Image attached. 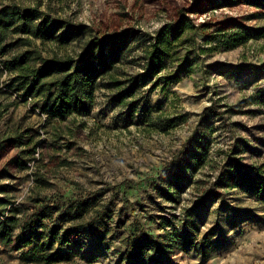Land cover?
Returning <instances> with one entry per match:
<instances>
[{"label":"rangeland","instance_id":"rangeland-1","mask_svg":"<svg viewBox=\"0 0 264 264\" xmlns=\"http://www.w3.org/2000/svg\"><path fill=\"white\" fill-rule=\"evenodd\" d=\"M13 4L37 6L52 17L86 25L89 31L98 27L103 15L110 22L122 12L120 0H0V7ZM249 14L246 8L217 9L193 18L201 23L209 17ZM163 18L136 15L126 26L154 33ZM244 23L264 27V17ZM88 39L89 34L67 51L79 54ZM195 42L197 49L209 47L200 33ZM142 49L123 61L120 73L142 71ZM99 82L104 84L103 79ZM151 87L143 86L126 105L114 101L115 90L101 87L85 111L59 124L48 121L39 102H22L0 87L2 107L13 108L3 109L0 139L29 129L22 134L25 145L9 154L36 151L29 157L28 170L9 168L11 178L0 180L15 187L14 201L21 204L18 216L25 221L42 208L38 199L63 210L67 200H96L83 221L74 213L60 221L59 212L45 221L47 229L59 228L58 241L69 242L54 246L72 256L71 262L61 264H143L128 251L145 234L168 248L164 258L148 264H264V204L241 190L223 189V172L230 161L253 168V173L264 164V39L201 54L192 74L154 91ZM148 107L153 127L141 116V109ZM158 117L178 121L168 128ZM8 158L0 157V171ZM210 189L217 195L200 207ZM235 212L249 216L237 220ZM98 214H105L102 222ZM186 244L189 251L181 249ZM19 256L0 247V264H22Z\"/></svg>","mask_w":264,"mask_h":264},{"label":"trees","instance_id":"trees-1","mask_svg":"<svg viewBox=\"0 0 264 264\" xmlns=\"http://www.w3.org/2000/svg\"><path fill=\"white\" fill-rule=\"evenodd\" d=\"M119 8L122 12L115 14L113 21L109 22L103 15L98 27L89 31L86 25L52 17L37 6L13 4L0 7V60L9 74L5 88L23 100L32 98L39 102L38 109L47 114L48 121L59 124L75 113L85 111L101 87L115 90L114 101L126 105V101L134 98L148 83L154 91L162 83L173 84L183 75L192 74L201 54L230 51L251 40L264 39V27L244 23V20L264 17V0H120ZM235 8H246L250 14L223 15L221 20L209 17L201 23H196L193 18L217 9ZM136 15H163L164 20L154 33H142L131 25L126 26V21L134 20ZM212 29L214 31L210 32ZM199 33L208 48H196L195 38ZM87 34L89 39L79 54L67 51L73 42ZM46 44H49V50ZM142 46V71L135 75L120 73L123 61ZM8 52L12 53L8 56ZM100 79L104 84H100ZM138 109L139 106L133 108ZM151 112L150 107L142 108L141 116L153 127L155 119ZM156 119L168 128L178 121ZM16 144L25 145L21 135L0 142V152L5 151L7 145ZM35 153V149H29L16 154L0 171V180L2 176L11 178L9 168L28 170L32 159L29 157ZM196 165L200 166L201 161L197 160ZM260 170L253 173V168L247 170L230 161L223 172V189L241 190L264 204V164ZM14 189L11 184L0 181V247L20 252L22 264L71 262L72 256L54 249L56 244L61 248L66 246L67 238L58 241L59 228L47 229L45 221L51 220L54 212L61 213L60 221L69 219L67 217L72 213L83 221L96 200L93 197L67 200L63 210L56 204L50 206L38 199L37 203H43V207L23 221L18 216L21 204L14 201ZM213 190H208L200 207L206 206L210 197L217 195ZM102 215L96 216L97 221H103ZM248 216L249 213L235 212L237 220ZM95 225L91 222L90 226ZM84 226L82 222L78 229L81 231ZM40 230L46 233H38ZM129 247L130 258L141 260L143 264L160 261L168 250L161 240L150 234L143 235ZM183 247V251H189V244Z\"/></svg>","mask_w":264,"mask_h":264},{"label":"crops","instance_id":"crops-1","mask_svg":"<svg viewBox=\"0 0 264 264\" xmlns=\"http://www.w3.org/2000/svg\"><path fill=\"white\" fill-rule=\"evenodd\" d=\"M2 95H1V92H0V117H2V115H3V109H7L8 110V112L10 111V110H12V109H10V108H8V106H7V108H3L2 107V105H3V103H4V98H2L1 97ZM29 129H25V130H21V129H19V130H17V132H16V134H15V136L16 135H21L22 136V134H24V133H27V131H28ZM25 135V134H24ZM14 136L12 135V134H7L5 137H3L2 139H0V142H2V141H4V140H6V139H11V138H13ZM22 140H23V136H22ZM24 142V141H23ZM23 146L22 145H19V144H16L15 146H13V145H7V147H5V151H1L0 152V157H2L3 155L4 156H9V158H8V160H10V159H12L14 156H11L9 153H11V152H13L15 149H18V148H22ZM11 169H15V168H11Z\"/></svg>","mask_w":264,"mask_h":264},{"label":"built area","instance_id":"built-area-1","mask_svg":"<svg viewBox=\"0 0 264 264\" xmlns=\"http://www.w3.org/2000/svg\"><path fill=\"white\" fill-rule=\"evenodd\" d=\"M0 72H1V75H2V79H1V82H0V87L4 90V91H6V92H8V93H11L9 90H7L6 88H5V85H6V82H7V80L9 79V74L7 73V71H5L4 70V68L2 67V65H1V60H0ZM11 94H13V93H11ZM13 95H15L19 100H21L22 102H32L33 100H32V98H27V100H23V99H21V98H19L16 94H13ZM48 117V116H47Z\"/></svg>","mask_w":264,"mask_h":264}]
</instances>
